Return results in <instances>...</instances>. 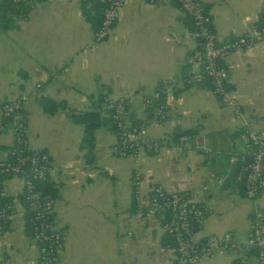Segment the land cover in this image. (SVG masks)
I'll list each match as a JSON object with an SVG mask.
<instances>
[{
    "label": "crops",
    "instance_id": "1",
    "mask_svg": "<svg viewBox=\"0 0 264 264\" xmlns=\"http://www.w3.org/2000/svg\"><path fill=\"white\" fill-rule=\"evenodd\" d=\"M199 1L220 42L262 23L264 0ZM188 17L173 0H126L110 34L95 43L80 0H41L27 18L0 32V103L26 96L21 119L27 142L51 156L48 180L58 187L53 219L63 232L57 264H175L174 241L168 235L163 242L166 233L159 218L143 219L133 211L134 171L142 174L145 190L154 182L193 192L208 209L204 234L230 231L244 240L253 210L264 208V191L246 197L243 183L233 182L236 163L230 162L231 153L244 147L239 130L247 124L264 128V41L222 60L230 93L244 111L237 119L207 80L185 83L199 70L189 61L197 41ZM155 90L163 91L169 110L163 122L138 102L127 117L131 123L145 122L161 146L155 152L140 149L136 156L114 155L116 135L103 126L95 130V160L89 162L81 147L83 127L64 110L47 114L41 106L46 98L63 99L73 109L89 110L91 96L97 94L108 99L134 94L138 101ZM177 128H198L199 142L178 147L170 137ZM12 142L7 126L0 133V159ZM22 184L18 175L1 181L0 204L10 200L17 214L0 235V251L9 264H38L37 244L26 227ZM196 264H256V254L242 249Z\"/></svg>",
    "mask_w": 264,
    "mask_h": 264
},
{
    "label": "built area",
    "instance_id": "2",
    "mask_svg": "<svg viewBox=\"0 0 264 264\" xmlns=\"http://www.w3.org/2000/svg\"><path fill=\"white\" fill-rule=\"evenodd\" d=\"M102 4L100 26L93 33L95 43L103 41L110 34L126 0H97ZM155 3L161 0H147ZM193 21L191 37L197 41L189 61L197 63L199 70L185 78L186 84L206 77L211 91L226 106L230 107L234 118L243 116L240 102L231 95L228 88L229 72L222 60L234 50H242L264 41V12L262 23L243 32L236 38L220 42L213 29L209 13L199 0H173ZM28 10L34 9L41 0H12ZM40 84H37L39 87ZM25 95L0 103V133L10 126L13 142L7 156L0 159V185L6 176L22 177V199L28 211L26 221L30 226L31 238L38 248V264H57L63 232L53 219L55 197L44 193L39 182L47 180L53 170L51 156L42 148L29 146L26 126L21 119ZM138 102L140 108L152 110L156 122H163L169 113L166 102L158 90L142 94L138 101L134 94L111 99L107 108L112 112L116 142L111 146L114 155L136 156L140 149L155 152L161 143L153 139L145 122L131 123L127 120L129 110ZM172 137V135L170 136ZM243 141V150L232 152L230 162H240L235 179L243 183L244 195L254 198L264 191V128L243 126L238 133ZM199 142L192 134L178 136L176 145ZM208 185H203L207 189ZM132 205L135 214L146 219L159 218L162 229L174 240L175 264H196L202 258H212L218 254H237L242 249L252 248L256 254V264H264V208L252 212L250 229L246 239L239 240L230 231L203 233V223L207 207L191 191L168 190L159 183L151 182L146 190L143 176L133 172ZM17 214L13 202L4 200L0 204V235L10 227ZM0 264H9L0 251Z\"/></svg>",
    "mask_w": 264,
    "mask_h": 264
},
{
    "label": "trees",
    "instance_id": "3",
    "mask_svg": "<svg viewBox=\"0 0 264 264\" xmlns=\"http://www.w3.org/2000/svg\"><path fill=\"white\" fill-rule=\"evenodd\" d=\"M80 6H81V10H82L84 17L90 23L92 29L96 31L98 27L100 26V22H101L102 4H100L97 0H80ZM27 15H28V9L24 7L22 4L14 3L12 2V0H0V32L11 29L14 26L16 20L21 19V18L25 19L27 18ZM193 27L194 26H193V21H192L191 29H193ZM186 66L187 65H185L183 68H187ZM201 79L208 81L206 77H203ZM159 92L161 96H163V91L159 90ZM91 98H92V101H91L92 108L89 110L73 109L69 107L67 103L65 102V100L63 99L54 100V99L46 98L45 100L41 101V106L43 108V111L46 112L47 114H54L60 109L64 110L66 114L68 115V117L73 122L80 124L83 127L81 147L85 148V156L89 162H93L95 160V155L93 151L95 130L103 126H106L108 128L114 127L112 112L111 110L107 108V104L110 102L111 99H108L106 95L103 93L97 94L96 96H91ZM127 120L130 121L132 119L130 116H128ZM139 122L140 121H137V120L132 121V123L134 124L139 123ZM197 131H198V128H191L187 130H180L177 128L172 133L171 139L173 140V142H176L178 136L182 134L195 135ZM235 163L236 165H235L234 174L239 169V165H240L239 161H236ZM233 178H234V175H233ZM227 180L231 181V177H228ZM233 182L236 184L237 180L235 181L233 179ZM39 187L44 193L49 194L55 198L57 197L58 187H56L48 179L40 181ZM27 214H28V211H27ZM26 223H27L26 227L28 231L30 232V226L28 222ZM168 235L169 234L167 233L164 234L165 236L163 238L164 243Z\"/></svg>",
    "mask_w": 264,
    "mask_h": 264
},
{
    "label": "water",
    "instance_id": "4",
    "mask_svg": "<svg viewBox=\"0 0 264 264\" xmlns=\"http://www.w3.org/2000/svg\"><path fill=\"white\" fill-rule=\"evenodd\" d=\"M42 97V96H41Z\"/></svg>",
    "mask_w": 264,
    "mask_h": 264
}]
</instances>
